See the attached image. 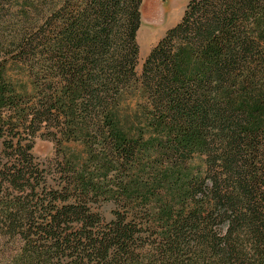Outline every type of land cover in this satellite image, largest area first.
Wrapping results in <instances>:
<instances>
[{
	"label": "trees",
	"instance_id": "1",
	"mask_svg": "<svg viewBox=\"0 0 264 264\" xmlns=\"http://www.w3.org/2000/svg\"><path fill=\"white\" fill-rule=\"evenodd\" d=\"M143 2L0 0V264H264V0H189L139 76Z\"/></svg>",
	"mask_w": 264,
	"mask_h": 264
},
{
	"label": "rangeland",
	"instance_id": "2",
	"mask_svg": "<svg viewBox=\"0 0 264 264\" xmlns=\"http://www.w3.org/2000/svg\"><path fill=\"white\" fill-rule=\"evenodd\" d=\"M189 0H144L141 13L143 26L141 25L138 33V44L140 47V55L136 71L140 76L142 74L144 63L152 49L165 37L166 33L178 25L182 20L186 11ZM175 12L179 16L175 20L171 17ZM69 154L76 156L84 153V150L79 144H68L64 146ZM3 153V144L0 140V157ZM33 154L36 160L45 165L49 161L55 159L57 154V145L47 138L39 136L35 139ZM82 158L81 156H78ZM106 216H109L110 208L104 209Z\"/></svg>",
	"mask_w": 264,
	"mask_h": 264
},
{
	"label": "bare ground",
	"instance_id": "3",
	"mask_svg": "<svg viewBox=\"0 0 264 264\" xmlns=\"http://www.w3.org/2000/svg\"><path fill=\"white\" fill-rule=\"evenodd\" d=\"M178 16H179L178 12H175V13L173 14V16L171 17V20H175V19H177ZM142 22L144 23L143 20H142ZM142 26H143V25H142Z\"/></svg>",
	"mask_w": 264,
	"mask_h": 264
}]
</instances>
